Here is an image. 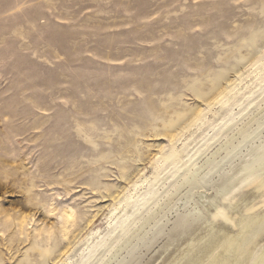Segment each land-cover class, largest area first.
Instances as JSON below:
<instances>
[{"label":"rangeland","instance_id":"rangeland-1","mask_svg":"<svg viewBox=\"0 0 264 264\" xmlns=\"http://www.w3.org/2000/svg\"><path fill=\"white\" fill-rule=\"evenodd\" d=\"M263 252L264 0H0V264Z\"/></svg>","mask_w":264,"mask_h":264},{"label":"bare ground","instance_id":"bare-ground-1","mask_svg":"<svg viewBox=\"0 0 264 264\" xmlns=\"http://www.w3.org/2000/svg\"><path fill=\"white\" fill-rule=\"evenodd\" d=\"M207 177V176H206ZM184 224V223H183ZM158 226V225H157ZM163 227V226H162ZM215 231V229H213V228H211V229H209V231H208V237L213 233ZM224 238V239H223ZM220 240H223V241H221V243H224V242H226L227 243V245H226V247H225V249H223L224 251H227L228 249H230V248H234V247H236V241H233V240H231V239H227V236L224 234V235H222V237L220 238ZM249 241V240H248ZM253 241H254V238H252L249 242H247V244L248 245H252L253 244ZM225 243V244H226ZM222 245V244H221ZM212 247H210L208 250H207V253H208V251L211 249ZM223 248H224V246H223ZM246 248V247H245ZM247 249V248H246ZM244 250V249H243ZM237 251H238V247H237ZM241 251V250H240ZM241 253V252H240ZM210 254H212V253H210ZM209 255V254H208ZM208 256H206L205 257V259L207 258ZM211 257V256H210ZM218 259V256H216V258H215V260L214 261H216ZM207 260V259H206ZM260 262L259 263H257V264H264V252H263V255H262V257L260 258V260H259Z\"/></svg>","mask_w":264,"mask_h":264}]
</instances>
